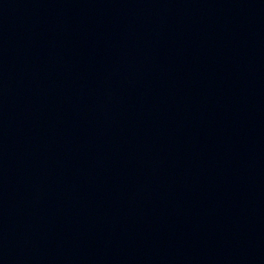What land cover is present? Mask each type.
Returning <instances> with one entry per match:
<instances>
[{"label": "water", "instance_id": "1", "mask_svg": "<svg viewBox=\"0 0 264 264\" xmlns=\"http://www.w3.org/2000/svg\"><path fill=\"white\" fill-rule=\"evenodd\" d=\"M0 264H264V0H0Z\"/></svg>", "mask_w": 264, "mask_h": 264}]
</instances>
